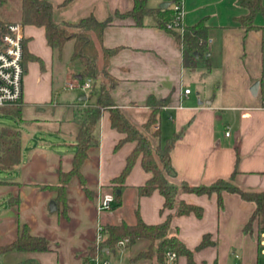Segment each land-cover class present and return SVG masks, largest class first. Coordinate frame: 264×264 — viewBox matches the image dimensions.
Here are the masks:
<instances>
[{"label":"crops","instance_id":"0c3cea01","mask_svg":"<svg viewBox=\"0 0 264 264\" xmlns=\"http://www.w3.org/2000/svg\"><path fill=\"white\" fill-rule=\"evenodd\" d=\"M6 1L2 13L15 11L19 15L15 22H21V0L19 5ZM47 1L54 6L55 22L71 24L91 15L104 21L134 6V0ZM173 1L148 0V6L170 3L174 7ZM185 7L186 26L205 19L209 28L206 53L197 55L194 68L184 65L183 48L176 36L158 28L151 17L145 18L143 26H137L132 18L116 17L105 29L99 48L120 49L108 64V72L117 80L111 97L138 127L151 116L149 97L158 101L170 97L157 123L165 140L183 132L171 152L173 173L167 176L171 183L210 186L237 171V186L264 191V14L256 16L257 28L247 31L237 21L248 14L239 0H185ZM24 33L27 51L36 60L27 63L23 100L17 105L23 114L19 127L24 133L22 163L0 179L9 182L0 185V246L13 242L27 225L32 235L48 239L50 248L47 252H10L0 256L1 263L85 264L99 224L134 225L138 209L146 224L158 225L176 210L161 213L165 199L159 191L139 196L138 188L152 177L139 157L122 186L123 218L116 217L114 207L98 212L101 196L121 186L112 181L120 176L137 146L127 142L115 150L125 135L112 127L110 113L104 111L97 129L99 145L89 150L82 166L84 182L76 176L67 187L68 215L62 205L56 204V211H51L57 193L43 186L57 185L59 171L72 169L79 115L95 99L88 98L89 90L68 87L72 82L81 83L78 77L83 69L79 61L72 60L73 41L59 56L48 45L44 27L24 25ZM188 69L192 73L187 77ZM214 74L217 77L213 79ZM257 82L258 91L253 94ZM187 89L191 91L188 95ZM179 199L204 211L200 218L194 213L175 216L170 228L171 236H178L195 251V264H264L258 221L246 230L255 203L227 192L222 194V206L217 193H183ZM206 235L212 244L196 250ZM145 242L104 252L111 254L110 263L132 264L131 258L141 251H135V246ZM175 264H188L187 258L179 256Z\"/></svg>","mask_w":264,"mask_h":264},{"label":"trees","instance_id":"16d2710c","mask_svg":"<svg viewBox=\"0 0 264 264\" xmlns=\"http://www.w3.org/2000/svg\"><path fill=\"white\" fill-rule=\"evenodd\" d=\"M264 0H239V4L248 10V14L237 19L239 24L247 31L255 28V18L258 14H264ZM6 0H0V11L6 5ZM177 0H174L175 4ZM54 6L47 0H21L20 21L23 25L44 27L48 45L57 50L61 56L65 45L73 41L74 50L72 60H77L82 64L80 76L81 83L91 82L88 91V98L95 99L88 107L82 110L79 115L80 129L76 137V151L73 158V167L68 172L59 171V183L57 185L43 186L57 193L55 199L57 206H63L65 216L68 215L69 205L67 201V187L73 177L82 175V166L88 158L91 148L99 145L97 133L98 125L104 111L110 113L112 127L125 135L115 147L120 149L127 142H136L137 146L127 157L126 166L119 177L113 179V184L121 185L113 187L114 206H121L123 202L122 186L126 183L135 163L142 157V166L146 172L152 174L145 185L138 188L139 196H149L155 191H159L165 202L161 213L167 210H176L174 214H169L166 221L158 225L146 224L139 210H136V223L129 225L123 222L118 225L103 226L106 240L102 243V252L109 250L116 252L120 247L119 243L128 240V245H134L140 240H147L151 245L146 251H140L131 258L132 264H138L144 260L153 261L156 264H166L167 252L173 251L178 256L187 258L188 264H195L194 253L178 238L169 234L171 223L175 216H185L194 213L197 217L203 216V209L187 204L179 199L183 193L202 195H212L217 193L219 204L222 206V194L224 192L237 194L243 200L253 202L256 205L255 212L246 226L250 231L255 220L258 221L259 232L264 233V191L245 190L234 183L237 171H234L229 179H220L210 186H191L186 182L180 185L172 184L167 179V174H172L171 152L176 142L183 132L174 134L171 138L162 140L160 130H153V125L157 123L158 116L164 106L170 103V97L165 100H157L149 97L147 106L152 109L149 120L141 127L133 124L117 106L111 97V89L117 84V80L108 72V64L113 55L120 49H106L102 45L105 29L110 26L113 20L132 18L137 26H143L146 17H151L155 25L172 33L177 41L183 45V61L188 68L196 66V57L206 53L205 46L208 41L209 28L206 20L200 21L192 27H186L184 35L175 29L169 28L175 19L174 7L151 8L148 0H134L133 9L121 14L116 13L104 21H99L95 16L83 18L76 24L57 23L54 20ZM11 23V22H9ZM0 22V37L5 31L7 24ZM36 60L27 51L24 43V69L26 72L27 63ZM0 115L11 117L17 122H23L22 107H6L0 109ZM156 140V145L154 144ZM23 133L19 128L0 125V172L9 173L17 170L22 163ZM8 181L0 180V185L8 184ZM156 243V244H155ZM210 237L206 235L196 250H201L211 245ZM50 242L44 237L34 236L27 225L21 227L18 237L7 245L0 246V256L10 252H47ZM95 254V250H92ZM0 264H2L0 262ZM21 264H37L33 260H27Z\"/></svg>","mask_w":264,"mask_h":264},{"label":"built area","instance_id":"2783aa9c","mask_svg":"<svg viewBox=\"0 0 264 264\" xmlns=\"http://www.w3.org/2000/svg\"><path fill=\"white\" fill-rule=\"evenodd\" d=\"M175 19L169 28L175 29L181 35H184L186 30L185 18L186 7L185 0H177L174 4ZM24 43L25 33L24 25L21 22H11L7 24L5 31L0 37V109L6 107H13L20 105L24 95V81H25V69H24ZM182 48L184 47L181 45ZM70 89L80 88L84 91H88L91 88V82L86 83L72 82L68 84ZM190 90L187 89L185 94H190ZM153 130H159V124L153 125ZM230 132H227L229 136ZM115 198L112 193H107L101 196L98 202V212L101 214L112 210L114 207ZM107 235L104 233L102 224L97 226L96 237L93 245L95 254H91L88 261L85 264H111L107 260L102 259V243L106 240ZM128 243V240L121 241L120 247H124ZM260 247L261 255L264 260V233L260 235ZM167 260L168 264H175L179 256L173 252L168 251Z\"/></svg>","mask_w":264,"mask_h":264},{"label":"rangeland","instance_id":"374dc122","mask_svg":"<svg viewBox=\"0 0 264 264\" xmlns=\"http://www.w3.org/2000/svg\"><path fill=\"white\" fill-rule=\"evenodd\" d=\"M13 2H14V4L13 5H19L20 4V0H13ZM155 4V3H154ZM155 6V5H154ZM157 6V5H156ZM9 13V12H8ZM7 13V15H6V13H2V11H0V22L1 23H9V22H15L16 20H19V15L17 14V12H10L9 14ZM67 49H69V46H68V48ZM71 49V48H70ZM201 68H202V65L200 66ZM200 67H198V70H197V72H199L200 71ZM187 77L189 76V73H192V69H188L187 70ZM217 77V74H214L213 75V79L214 78H216ZM76 91H78V89H75ZM195 90V89H194ZM194 94H197V91H194ZM164 119H166V118H164ZM0 125H3V126H9V127H12V128H19L20 127V123L19 122H17L15 119H13V118H11V117H4V116H2V115H0ZM24 134V133H23ZM162 138H163V136H162ZM164 139V138H163ZM165 140V139H164ZM50 142H52V140H49ZM156 140H154V144L156 145ZM7 176H9V174L8 173H1L0 172V179H3V178H6ZM167 176H168V174H167ZM167 179H168V177H167ZM168 181H169V179H168ZM170 182V181H169ZM171 183V182H170ZM172 184H174V183H172ZM175 185H180V184H175ZM1 207H3V203H0V208ZM113 210L115 211V213H116V217L117 218H123V204L121 205V206H114V208H113ZM123 220V219H122ZM169 234H170V231H169ZM129 243V242H128ZM127 243V244H128ZM126 244V245H127ZM156 244V243H155ZM151 245V242H149V241H147V243L145 242V243H143V244H140V245H137V246H135V248H134V250L135 251H139V250H141V251H146V250H148V247ZM140 252V251H139ZM111 254L110 253H107V252H103L102 253V259L103 260H108L109 262L111 261V260H109L110 259V256ZM0 262H2V257H0ZM142 262H146V263H150L151 262V264H156L155 263V260H153V261H149V260H144V261H142ZM141 263V262H140ZM111 264H114L113 262L111 263ZM117 264H119V263H117ZM121 264V263H120ZM122 264H123V261H122Z\"/></svg>","mask_w":264,"mask_h":264},{"label":"water","instance_id":"95a60500","mask_svg":"<svg viewBox=\"0 0 264 264\" xmlns=\"http://www.w3.org/2000/svg\"><path fill=\"white\" fill-rule=\"evenodd\" d=\"M169 6H170V3H164V4H162L160 7H161V8H168ZM78 78H79L80 80L82 79L81 76H79ZM258 87H259V83L257 82V83H255V84L253 85V87H252V89H251V92H252L253 94H257ZM86 98H87L86 96L83 97L84 100H85ZM50 209H51V211H56L57 206H56V202H55V201L51 202Z\"/></svg>","mask_w":264,"mask_h":264}]
</instances>
